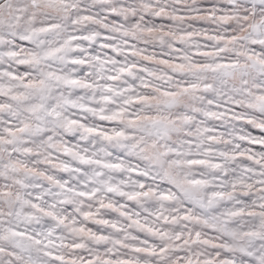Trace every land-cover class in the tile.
I'll return each mask as SVG.
<instances>
[{
	"label": "snow or ice",
	"instance_id": "6c2138e0",
	"mask_svg": "<svg viewBox=\"0 0 264 264\" xmlns=\"http://www.w3.org/2000/svg\"><path fill=\"white\" fill-rule=\"evenodd\" d=\"M0 264H264V0H0Z\"/></svg>",
	"mask_w": 264,
	"mask_h": 264
}]
</instances>
